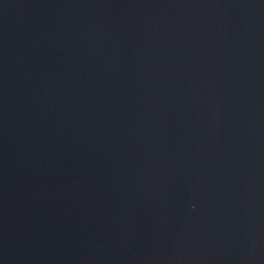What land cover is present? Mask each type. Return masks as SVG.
<instances>
[{"label":"water","instance_id":"water-1","mask_svg":"<svg viewBox=\"0 0 264 264\" xmlns=\"http://www.w3.org/2000/svg\"><path fill=\"white\" fill-rule=\"evenodd\" d=\"M0 264H264V0H0Z\"/></svg>","mask_w":264,"mask_h":264}]
</instances>
